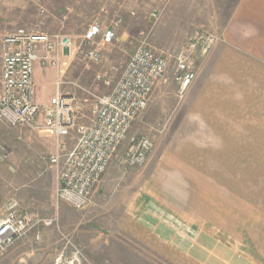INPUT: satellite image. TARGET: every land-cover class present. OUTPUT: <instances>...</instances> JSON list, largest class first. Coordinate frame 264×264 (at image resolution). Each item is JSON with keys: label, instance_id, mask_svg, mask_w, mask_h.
Masks as SVG:
<instances>
[{"label": "rangeland", "instance_id": "rangeland-1", "mask_svg": "<svg viewBox=\"0 0 264 264\" xmlns=\"http://www.w3.org/2000/svg\"><path fill=\"white\" fill-rule=\"evenodd\" d=\"M148 3L149 11L135 16L129 36L120 30L118 39L104 46L101 62L85 63L79 55L63 57L67 63L59 68L40 62L44 88H50L45 83L51 77L55 83L60 80L64 94L80 105L77 123L83 124L139 44L169 52L166 81L155 93L158 100L134 121L129 138L95 185L89 206L76 209L57 199L56 168L48 161L54 138L1 120L0 193L7 203L18 202L20 196L42 197L38 206L48 211L36 214L54 219L44 226L50 228L54 246L62 249V262L74 244L83 251V264H208L206 256L213 258L210 264H229L241 251V238L264 239V78L253 77L259 70H241V54L224 49L204 15L196 19L168 13L156 0ZM70 9L65 0H2L0 67L3 37L20 28L67 34L78 43L94 19L69 18ZM211 35L216 40L205 50ZM182 51L197 74L184 94L175 80ZM104 71L111 74L110 85L97 77ZM132 137H145L153 145L142 165L129 167L123 159ZM158 223L180 232L181 243L167 241ZM171 230L166 236L172 238ZM23 239L0 256V264H37L32 248L12 252Z\"/></svg>", "mask_w": 264, "mask_h": 264}, {"label": "built area", "instance_id": "built-area-1", "mask_svg": "<svg viewBox=\"0 0 264 264\" xmlns=\"http://www.w3.org/2000/svg\"><path fill=\"white\" fill-rule=\"evenodd\" d=\"M121 21L105 28L95 18L80 41L67 34H48L20 28L2 39L0 67V120L12 127H27L55 139V151L48 157L56 168L57 199L76 209L88 207L95 185L107 172L120 146L129 138L134 121L147 110L157 87L166 81L169 52L146 42L139 44L112 89L99 95L91 108L88 121L78 124L80 105L64 93H56L46 106L36 100L35 66L49 63L57 68L66 65L63 57L79 55L82 62L99 63L103 48L117 37ZM216 40L211 35L205 50ZM194 47V45H192ZM185 49V48H184ZM182 51L178 57L175 80L184 94L196 78L194 62ZM110 85L111 74H99ZM62 82L59 80L57 85ZM76 132V136H73ZM123 161L129 167L142 165L153 143L142 137L130 139ZM54 219L40 218L18 208L15 201L0 216V256L39 224L50 225ZM40 238V234H37ZM72 252L65 262L83 264V251L71 244ZM61 261V262H60Z\"/></svg>", "mask_w": 264, "mask_h": 264}, {"label": "crops", "instance_id": "crops-1", "mask_svg": "<svg viewBox=\"0 0 264 264\" xmlns=\"http://www.w3.org/2000/svg\"><path fill=\"white\" fill-rule=\"evenodd\" d=\"M162 2L166 3L162 4ZM156 3L157 7H161V9L165 5L163 10L168 13L173 12L174 14L196 15V19L198 15H204L202 18L209 22L207 27L216 32L214 33L216 36L222 38L221 42L223 43L224 49L232 53L241 54V70H259L260 72L257 73V75H253V77L264 78V0H156ZM65 4L71 6L69 18L72 19H79L81 15H87L89 18L93 19L97 17L100 18L103 24L105 20H112V22L114 20H120L121 24L116 32L118 35L121 30L123 36H129V29L131 24H133L135 16L143 17L145 12L149 11L148 0H120V2L112 0H65ZM204 5H208L210 8L205 9L203 8ZM146 19H149L148 16ZM174 20L176 21V19ZM108 25L104 24L105 28L108 27ZM87 28L84 30L82 28L83 34ZM181 28L183 29V26H181ZM35 78L37 91L36 100L41 105H48L51 98L56 93H64L61 87L55 83V80L51 79L52 77L49 83H45V86L51 84L49 85L50 88H44V81L40 75V62H37L35 66ZM164 83L165 82H162L157 87L150 104H152L153 100L154 102L158 100L159 95L155 93L157 90L161 92ZM241 83H250V81L241 80ZM252 83L256 84L258 81L252 80ZM43 137L46 136L43 135ZM46 141L48 146L49 141ZM1 161L0 159V163L2 164ZM40 161L41 160L37 162ZM18 169L19 167L17 170ZM0 180H4V177L1 175ZM55 183L57 184V182ZM19 198L18 202H16L25 212L39 217V215H37L38 213H46L48 211L38 206L39 199L42 197L38 198V196L34 195L20 196ZM27 202L28 204H26ZM10 204L11 201L7 203L4 194L0 193V214H4ZM44 225V223H41L29 232V234L12 249V252L19 249V247L32 248V252L38 255L36 259L37 264H42V262L47 260L53 261L55 259H60L63 255V251L54 246V241L48 236L50 228ZM157 225L159 234L164 235L167 241L173 244L181 243L179 240L180 232L176 234V230H171V228L167 227L165 224L158 223ZM169 229L174 232L172 238L166 236V234L170 232ZM37 234H40L39 239L37 238ZM240 250V253H238L236 257L232 256L229 258V264H264V239L258 237L241 238ZM209 253L213 255L212 252ZM210 259L213 258L206 256V263L210 264ZM222 259L224 260V258Z\"/></svg>", "mask_w": 264, "mask_h": 264}, {"label": "water", "instance_id": "water-1", "mask_svg": "<svg viewBox=\"0 0 264 264\" xmlns=\"http://www.w3.org/2000/svg\"><path fill=\"white\" fill-rule=\"evenodd\" d=\"M2 2V0H0V3Z\"/></svg>", "mask_w": 264, "mask_h": 264}]
</instances>
